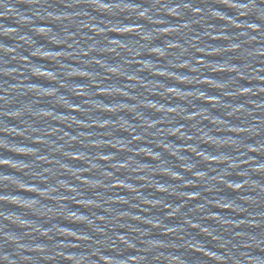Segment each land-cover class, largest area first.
<instances>
[{
	"label": "water",
	"instance_id": "water-1",
	"mask_svg": "<svg viewBox=\"0 0 264 264\" xmlns=\"http://www.w3.org/2000/svg\"><path fill=\"white\" fill-rule=\"evenodd\" d=\"M0 264H264V0H0Z\"/></svg>",
	"mask_w": 264,
	"mask_h": 264
},
{
	"label": "clouds",
	"instance_id": "clouds-1",
	"mask_svg": "<svg viewBox=\"0 0 264 264\" xmlns=\"http://www.w3.org/2000/svg\"><path fill=\"white\" fill-rule=\"evenodd\" d=\"M99 7L103 8V7H105V5H99Z\"/></svg>",
	"mask_w": 264,
	"mask_h": 264
}]
</instances>
